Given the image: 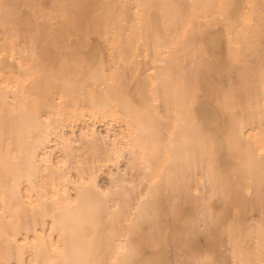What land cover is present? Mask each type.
<instances>
[{
    "label": "bare ground",
    "instance_id": "bare-ground-1",
    "mask_svg": "<svg viewBox=\"0 0 264 264\" xmlns=\"http://www.w3.org/2000/svg\"><path fill=\"white\" fill-rule=\"evenodd\" d=\"M0 264H264V0H0Z\"/></svg>",
    "mask_w": 264,
    "mask_h": 264
},
{
    "label": "rangeland",
    "instance_id": "rangeland-1",
    "mask_svg": "<svg viewBox=\"0 0 264 264\" xmlns=\"http://www.w3.org/2000/svg\"><path fill=\"white\" fill-rule=\"evenodd\" d=\"M231 52H233V51H231ZM232 57H234V54L232 53ZM102 181H103V183H106L107 182V180L105 179V178H102Z\"/></svg>",
    "mask_w": 264,
    "mask_h": 264
}]
</instances>
